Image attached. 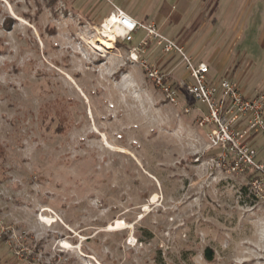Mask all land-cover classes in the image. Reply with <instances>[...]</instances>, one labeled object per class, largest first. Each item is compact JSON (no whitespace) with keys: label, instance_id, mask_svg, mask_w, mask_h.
<instances>
[{"label":"rangeland","instance_id":"rangeland-1","mask_svg":"<svg viewBox=\"0 0 264 264\" xmlns=\"http://www.w3.org/2000/svg\"><path fill=\"white\" fill-rule=\"evenodd\" d=\"M116 8L264 93V0H0V264H264L250 175L217 165L204 105L150 81L145 65L190 81L182 59L149 45L133 63L145 31L87 44Z\"/></svg>","mask_w":264,"mask_h":264},{"label":"built area","instance_id":"built-area-1","mask_svg":"<svg viewBox=\"0 0 264 264\" xmlns=\"http://www.w3.org/2000/svg\"><path fill=\"white\" fill-rule=\"evenodd\" d=\"M113 16L116 18L114 24L124 31L116 36V41L120 39L129 44L134 41L135 33L146 32L144 39L131 51L133 63L140 61L149 45H156L164 54L178 55L182 59L190 81L182 80L174 86L158 68L145 65L150 81L162 91L168 104L178 106L180 89H183L195 102L206 107V112L199 109V126L208 129V150L220 153L217 165L228 167L230 172L249 174L250 191L264 204V164L257 162V150L250 144V138L264 137V93L247 97L233 79L214 81L205 62L196 61L183 46L162 35L154 24H143L120 8H116L110 18ZM185 111L190 112L189 109Z\"/></svg>","mask_w":264,"mask_h":264},{"label":"bare ground","instance_id":"bare-ground-1","mask_svg":"<svg viewBox=\"0 0 264 264\" xmlns=\"http://www.w3.org/2000/svg\"><path fill=\"white\" fill-rule=\"evenodd\" d=\"M116 21L115 16L111 17L110 16L107 18V20L104 23L103 29V37L100 39H97L96 42L94 41H88L87 44H89V46H91V48L95 51L98 52H104L106 50H112L113 49V45L114 42L116 41V36L117 35H122L123 34V28L120 25L114 24V22ZM106 143V142H105ZM156 198L153 199V201H155ZM48 209H43L42 210V218L43 221H45L48 225H52L55 220L53 217H49V216H45L44 212H47ZM117 226L116 227H121L122 222L117 221Z\"/></svg>","mask_w":264,"mask_h":264},{"label":"trees","instance_id":"trees-1","mask_svg":"<svg viewBox=\"0 0 264 264\" xmlns=\"http://www.w3.org/2000/svg\"><path fill=\"white\" fill-rule=\"evenodd\" d=\"M7 21H8L7 22L8 24L13 22V20H7ZM118 45H121L123 47H126L127 46V44H125V43H118ZM4 155H5V150L2 147V145L0 144V159H2L4 157ZM248 177H250V176H248ZM208 251L210 252V250H208Z\"/></svg>","mask_w":264,"mask_h":264},{"label":"crops","instance_id":"crops-1","mask_svg":"<svg viewBox=\"0 0 264 264\" xmlns=\"http://www.w3.org/2000/svg\"><path fill=\"white\" fill-rule=\"evenodd\" d=\"M193 57H194V56H193ZM195 59H196V58H195ZM196 61H199V60L196 59ZM200 62H201V61H200Z\"/></svg>","mask_w":264,"mask_h":264}]
</instances>
